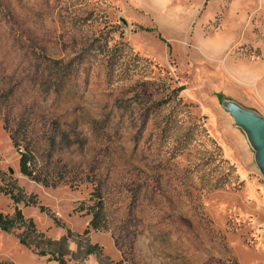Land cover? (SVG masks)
<instances>
[{
	"label": "rangeland",
	"instance_id": "obj_1",
	"mask_svg": "<svg viewBox=\"0 0 264 264\" xmlns=\"http://www.w3.org/2000/svg\"><path fill=\"white\" fill-rule=\"evenodd\" d=\"M232 103L264 118V0H0L3 182L47 237L71 231L67 264H264L260 147ZM18 123L62 183L20 172ZM49 257L0 227V263Z\"/></svg>",
	"mask_w": 264,
	"mask_h": 264
},
{
	"label": "trees",
	"instance_id": "obj_2",
	"mask_svg": "<svg viewBox=\"0 0 264 264\" xmlns=\"http://www.w3.org/2000/svg\"><path fill=\"white\" fill-rule=\"evenodd\" d=\"M140 30L152 31L153 28L142 27ZM127 46V43L122 42L121 46L114 48V53L108 60L111 63L112 59L116 55L115 52L122 51L123 47ZM138 58V54L134 55ZM112 58V59H111ZM181 86L178 90H183ZM176 92L175 90L173 93ZM172 98L171 93L167 95V98L160 104L167 103ZM12 142L20 153L19 168L20 172L29 177L30 179L42 183L45 186H57L62 183L61 178L52 176L49 171H43L38 167L37 154L33 147L31 139L27 134V127L18 123L16 128L11 134ZM4 172L0 169V194H5L13 199L15 205L13 215L5 214L0 212V227L2 230L7 232H16L20 241L28 246H33L37 254L45 256L50 255L49 260H55L58 264H67L66 253H64V247H66L71 231L63 236L60 240H53L45 235L44 232L38 230L33 218H26L23 210L18 206L20 203H24L25 206H38L42 212H47V207L42 204H38L36 195L29 196L31 199H26L25 193H21L23 190L16 179H11L10 183L3 182ZM101 200V199H99ZM96 201L93 206L88 209V214L92 215V218L85 230V233H90L91 229L101 230L108 228L107 218L104 212V204L101 201ZM23 228L22 232H18L19 229ZM52 245H58V250H53ZM102 248L97 244H90L86 249V255L90 254H101ZM124 259H121L117 264H121ZM0 264H9L3 262Z\"/></svg>",
	"mask_w": 264,
	"mask_h": 264
},
{
	"label": "water",
	"instance_id": "obj_3",
	"mask_svg": "<svg viewBox=\"0 0 264 264\" xmlns=\"http://www.w3.org/2000/svg\"><path fill=\"white\" fill-rule=\"evenodd\" d=\"M238 125L245 127L260 147L261 169L264 173V118L251 111L240 109L235 103L227 107ZM13 173V170H11Z\"/></svg>",
	"mask_w": 264,
	"mask_h": 264
}]
</instances>
